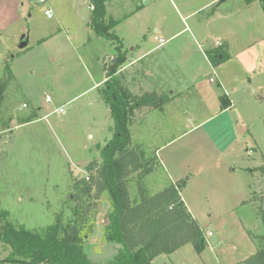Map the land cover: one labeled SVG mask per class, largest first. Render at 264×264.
Masks as SVG:
<instances>
[{"label": "rangeland", "instance_id": "obj_1", "mask_svg": "<svg viewBox=\"0 0 264 264\" xmlns=\"http://www.w3.org/2000/svg\"><path fill=\"white\" fill-rule=\"evenodd\" d=\"M206 1L145 0L146 12L136 15L124 29L131 26L135 32L145 27L138 43L145 48L155 47V37L161 36L155 32L157 27L181 30L203 21L209 11L195 19L188 15L191 5ZM118 2L123 4L125 0ZM185 2L188 7H183ZM89 3L0 0V85L9 82L0 102V130L10 128L0 132V227L7 220L32 231H41L59 218L66 224L75 206V182L90 175L88 168L95 160L102 162L100 150L113 138L112 130L109 140L99 141L98 145L91 142L90 135L94 134L87 128L93 124L103 129V135L110 132L107 118L101 112L94 115V90L79 96L65 114L44 118L66 99L89 89L104 72L100 64L105 56L115 51L98 44L82 56L73 49L77 34H87L83 18L89 13ZM141 3L133 0V9ZM49 7L54 10L53 19L45 15ZM219 12L228 18L218 21L208 32L227 33V39L240 52L236 60L225 59L223 67L216 68L227 79L224 87L233 103L232 111L216 115L222 102L215 92H223L219 84H210L214 96L210 91L211 98L202 99L192 87L179 98L175 96L178 99L172 109L157 114L159 123H155V114L151 121V114L143 121L149 110L146 107L133 118L139 123L131 129L137 153L145 160L155 159L161 166L158 171L157 163H150L153 169L143 179L147 193L153 195L164 188L165 182H171L170 177L173 180L181 176L182 196L209 241L202 253L189 245L168 260L161 259L166 260L164 264H245L254 247V236L264 233L260 215L264 211V38L253 27V23H259L257 11L254 21L250 20L236 6V0H230L221 5ZM59 14L63 20L61 32ZM22 35L30 41L24 50H20ZM186 36L173 44H190ZM150 60L145 63L150 64ZM143 73L136 72V87L143 88ZM188 73L183 62L176 66L168 63V67L158 69L159 75L153 72L151 80L162 87L171 83L179 87L192 81ZM170 88L167 93L176 89ZM46 95L52 97V103H47ZM34 115L32 124L17 127ZM139 181L138 174L130 177L133 201L138 198ZM91 203L93 231L85 249L92 261L104 264L114 258L116 248L105 237L110 200L102 194ZM9 253L0 242V264H12L7 260Z\"/></svg>", "mask_w": 264, "mask_h": 264}, {"label": "trees", "instance_id": "obj_2", "mask_svg": "<svg viewBox=\"0 0 264 264\" xmlns=\"http://www.w3.org/2000/svg\"><path fill=\"white\" fill-rule=\"evenodd\" d=\"M107 1L89 0L94 8L89 27L93 37L107 39L115 49L111 64H104L107 81L101 90L113 119V138L104 148H99L102 162L95 160L88 168L89 180L84 178L75 182V206L72 219L66 224L59 218L41 231H32L7 220L0 227V242L10 250L9 263L101 264L89 258L85 245L93 231L91 202L102 194H107L111 206L105 237L108 243L118 247L116 256L104 264H152L156 257L172 254L187 244L198 253L207 247L205 232L183 201L180 182L153 195L144 187L143 179L151 173L153 167L150 163L154 160H145L144 155L137 153L132 142L133 118L145 107L161 109L165 101L155 92L135 96L125 83L121 69L127 62V50L114 31L119 21L111 17L107 19ZM246 1L251 3L253 0ZM258 1L264 11V0ZM211 57L214 63L218 62L217 57ZM224 60L225 57L221 61ZM7 69L13 79L9 65ZM8 85V81L0 85V102ZM220 100L224 110L231 106L225 96ZM35 117L21 124L33 122ZM7 129L10 128L0 132ZM133 174H138L140 179L135 201L129 188ZM260 215L264 224L263 210ZM6 216L4 213L3 217ZM255 239L258 241L257 251L245 264H264V233Z\"/></svg>", "mask_w": 264, "mask_h": 264}, {"label": "crops", "instance_id": "obj_3", "mask_svg": "<svg viewBox=\"0 0 264 264\" xmlns=\"http://www.w3.org/2000/svg\"><path fill=\"white\" fill-rule=\"evenodd\" d=\"M194 1L196 2V0H191V3H193ZM229 1L230 0H226V1H224V0H207L202 5L201 4H199V5L197 4V6L191 5V11L189 12L188 18L190 17L191 19H195L196 17L200 16L202 13L209 11L207 16L204 17V20L199 22V23L194 22V24L191 26L185 25L184 29H181V30L167 28V26L157 27V30L155 32L157 34H161V36L155 37V40L158 42V44L155 47H150V48H145L142 46L141 43H138L140 35L141 34L143 35V33L145 32V29H146L145 27L140 26L141 29H139V31H135V32H133L131 30L132 29L131 26H130V29H127V30L124 29V25L125 24L130 25L129 23L132 21V19L136 15H140V14H143L144 12H146L147 7L144 5L145 0H141V2H142L141 5L137 4L136 9H133V0H125V2L123 4L122 3L119 4L118 0H108L107 1V3H106L107 19L111 17V18L119 21V23L115 27L114 31L120 37V39L123 41L125 50H127V62L123 66V68L121 69V74L123 75L125 83L127 84L128 88L130 89V91L135 96H141L144 93L155 92L160 97H162L165 101V104L163 105V107L161 109H149L148 108L149 110H148L147 115L145 116L143 121H145V119L148 116H150V114H151V116L148 118V120L151 121L152 116L155 114L156 115V116H154L155 123H159L158 120H160L161 118L158 117L157 114L159 113L158 115H160V113H163L165 111V108L167 109V108L173 107L174 100H177L179 98V96L184 94L185 92L191 91L192 87L194 89V92H197L199 97H201L202 99H206L207 96H209L210 91H211V95L214 96L213 89H209L210 84L211 85L212 84H219V88H222L221 90L223 93L222 94L221 93L216 94V92H215L216 98L221 99V97H223L225 95L231 104V106L225 110L223 109V106L220 104L219 110L216 113V115L221 114V113H228V112L232 111L233 103L229 98V93L227 92V90L224 87V83L227 82V79H226V77H221L218 74L216 68L217 67H220V68L223 67L222 66L223 61H221V60L224 57H225V59L236 60L237 59L236 57H238L240 55V52L238 49L239 47H236L234 44H232V42L229 39H227V33H222V31L218 32V33H214V32L209 33L208 32V30L212 31L211 28L214 27V25H216L218 21L225 20L228 18V15L227 14H221L219 12V9H220L222 4H224L225 2H229ZM88 2H89V0H88ZM115 2H118V3H115ZM184 6L188 7L189 4L187 2H185V3H183V7ZM236 6L239 8V10L242 13L249 16L248 19L253 20V21L255 19L254 18L255 17L254 11H257L256 13L258 14L257 17H259L258 18L259 23H257V22L253 23L254 24L253 27L256 28V32H258V33L261 32L262 38H264V26H263L264 25L263 24L264 23L263 22L264 21V11L262 9L260 1L253 0L251 3H247L246 0H236ZM256 8L260 9L261 12H258V10H255ZM48 10L52 11V16H53L52 18H49V19H53L55 16L53 8L49 7L46 11H48ZM235 12H236L235 10L232 11L229 14V18L232 17V15H234ZM91 14H92L91 5L89 3V13L87 12L83 18L84 27L87 30V34L83 35V36H80L77 34V36H76L77 43L76 44L73 43L74 44L73 49L75 50V52H79V54H82V56L84 54L90 52V50L98 44H102V46L106 49L109 48V49L114 50L113 45L107 39H104L102 37H93V34L91 33V29L89 27ZM59 17H60V19H57V22H58V25L60 26L59 31L61 32L63 20H62L60 14H59ZM85 33H86V31H85ZM185 34L188 35L186 37H187V40L190 41V44L179 45V46H176L177 44H173L174 41H176L178 38H180L181 36H183ZM21 38H22V40L24 39L23 42L27 41L28 45H29L30 41H29V37L27 35H22ZM261 43H263V42L261 41ZM28 45H27V47H28ZM24 49H20V50H24ZM211 56L217 57L218 62L214 63L211 59L212 58ZM114 57H115V51H113L112 56H105V58H106L105 61L100 64L101 66H103L104 72H103L102 76L99 77L89 89L82 91L80 93V95H77L73 98L70 97V98L66 99L65 101H63V103L59 104L58 107L56 108V109L64 108L65 113H66L67 107L72 106L74 104L73 102L79 96H82V95L88 93L90 90L96 91L97 97L95 99V103L92 104V108L95 111L94 115L96 117L97 115H99V112H101V115L104 116V118H107V120H108L107 124H108L109 130H110V132L108 134L103 135L101 133L103 131V129L94 127L95 126L94 124L92 125V127L87 128L88 132L94 134V135H90L91 142L96 141L95 142L96 144L99 141H105V139L109 140V134H112L113 127L110 123L113 122V119L111 117V112H110L108 106L105 104V102L103 100V97L101 95V89H103L105 82L107 81L106 70H105L104 64L109 63L110 59H112ZM148 58H151V60L149 61V62H151L150 64L145 63V61ZM181 58L183 60H178ZM179 62H183L184 65L188 68V71L191 73V74H189V73L188 74L191 75V77L193 78V79H191L192 80L191 82L186 81L183 86L181 85L179 87L173 85L172 83L170 84L169 87L168 86L162 87L161 85H163V84L157 85L151 80V77L153 76V72L154 73L157 72L156 75H159L158 69H164L165 67H168V63L171 66L172 65L176 66ZM155 69H156V72H155ZM213 69L215 70L216 77L212 72ZM133 70L135 72L133 74H131ZM138 70L141 73H143V71L145 72V74L143 73L144 74V77H143L144 82L142 81V84H143L142 87L143 88L136 87V85H137L136 80H134V78H136V76H137V75L135 76V74H136V72H138ZM238 75H239V72H238ZM212 78H215V82L211 81ZM133 82H135V84H133ZM206 82L208 83V86L205 85ZM172 86H174L176 89H172L171 93H167V92H169V89H171L170 87H172ZM176 95L178 98L175 97ZM47 96H50V95H46V97ZM210 98H211V96H209V99ZM51 99H52V97H51ZM52 102H53V99H52ZM40 110L41 109H38V112ZM53 112L50 113L49 115L45 116L44 118L48 119L52 115H61V113H53ZM65 113H63V114H65ZM94 115H93V117H94ZM148 120H146V123ZM190 121H191V119H189V122ZM32 123L31 122L24 123V124L20 123V125H18L17 127L29 125ZM138 124L139 123H134L132 125L131 129L133 128V126L138 125ZM202 124L203 123H201L199 125H202ZM97 127H98V123H97ZM111 140L112 139H110L109 141H111ZM132 142H133V145H137L133 134H132ZM164 146H166V145H164ZM164 146H162L161 148H163ZM155 163H157V162H155ZM161 164L164 166V163H161ZM156 165H157L156 170L159 171V167H161V166L158 163ZM173 178L174 179L172 180V178L170 177L171 182H165L164 188L162 190H160L159 192L164 191L167 187H169L171 185H176L177 183L180 182L182 177L178 176V177H173ZM156 193H158V192H156ZM182 195H183V192L181 191V196ZM182 198H183V201H184L186 207L188 208L189 212L191 213L192 217L195 219L193 212H191L192 209L187 206L186 201H185L183 196H182ZM211 234L212 233L209 232L208 235L211 236ZM208 242L209 241H207V243ZM257 243H258V241L254 237V239H253L254 247L252 249V252L244 261H246L248 258H250L251 256H253L256 253ZM189 245H191V244H187V245L181 247L180 249H182L186 246H189ZM113 246L116 247L115 252L113 254V256L115 257L117 254V248L118 247L116 245H113ZM213 248L214 247H212V249ZM180 249L175 251L172 254H163V255L156 257L153 260L152 264H157L158 261H160V263L164 264L166 262V260H161V259H167L168 260V259L172 258L174 255L179 253Z\"/></svg>", "mask_w": 264, "mask_h": 264}, {"label": "built area", "instance_id": "obj_4", "mask_svg": "<svg viewBox=\"0 0 264 264\" xmlns=\"http://www.w3.org/2000/svg\"><path fill=\"white\" fill-rule=\"evenodd\" d=\"M42 3H43V0H42ZM93 9H94V8L91 6V10H93ZM45 14H46V16H47L48 18H52V17H53V16H52V11H51V10L46 11ZM212 72H213V74H214L215 77H216V73H215V70H214V69L212 70ZM211 81H212V82H215V78H212ZM46 101H47V103H51V102H52L51 97H50V96H47V97H46ZM25 107H26V105H25ZM53 113H61V114H63V113H65V109H64V108L56 109ZM85 179H86V180H89V177H86Z\"/></svg>", "mask_w": 264, "mask_h": 264}, {"label": "water", "instance_id": "obj_5", "mask_svg": "<svg viewBox=\"0 0 264 264\" xmlns=\"http://www.w3.org/2000/svg\"><path fill=\"white\" fill-rule=\"evenodd\" d=\"M224 1H226V0H224ZM27 45H28V42H27V41L22 42V44L20 45V49H24V48H26ZM106 224H107V222H106Z\"/></svg>", "mask_w": 264, "mask_h": 264}]
</instances>
